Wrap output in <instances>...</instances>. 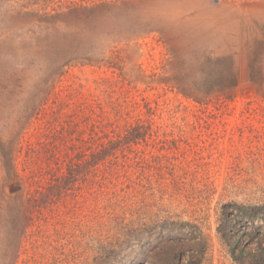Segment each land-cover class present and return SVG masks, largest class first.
<instances>
[{
	"label": "rangeland",
	"instance_id": "1",
	"mask_svg": "<svg viewBox=\"0 0 264 264\" xmlns=\"http://www.w3.org/2000/svg\"><path fill=\"white\" fill-rule=\"evenodd\" d=\"M134 125L145 134L128 143ZM10 139L0 264H154L131 259L159 251L164 220L166 258L171 222L189 221L205 248L193 263L250 264L264 222L232 212L264 205V0H0ZM113 140L116 156L93 158ZM27 178L40 197L63 195L34 223L20 211Z\"/></svg>",
	"mask_w": 264,
	"mask_h": 264
},
{
	"label": "trees",
	"instance_id": "2",
	"mask_svg": "<svg viewBox=\"0 0 264 264\" xmlns=\"http://www.w3.org/2000/svg\"><path fill=\"white\" fill-rule=\"evenodd\" d=\"M42 101V100H41ZM41 101H39V103H41ZM37 103H33L31 105V107H27L23 109V112H25V116H20L18 117V120L16 122L17 125H21V129L24 130L25 126L27 125L28 122H30L31 120V116H28L30 114H34L37 110ZM29 110H31V112H28ZM23 124V125H22ZM142 126L141 125H134L131 126L129 129V133L125 136V140L126 142L130 143L132 141H136L142 137H144L143 135L145 133H142L141 131ZM20 132L21 131H16L13 136L19 137L20 136ZM68 132V130H67ZM116 141L117 140H113L110 142V145L108 146H102L101 150H99L98 152L93 151L94 156L93 158L96 159H107L109 158V156H114V154L116 153V150L119 146H116ZM13 145V141L12 139H10L7 143V145H3L0 142V155L2 157V161H3V165L4 167L7 169L8 165L9 168H11V162H12V149L9 148V146ZM50 150V149H49ZM55 154H52L50 156V158L54 157ZM116 156V154H115ZM60 160V158H59ZM69 160V154L67 153L65 155V161ZM10 163V164H9ZM67 168H68V163H67ZM72 170H69V172H71ZM71 175V174H70ZM27 182L30 185V188L28 190H26L23 194L24 197V203L26 205H28L29 210L28 211H23L20 210L21 213L23 214V218L25 221H30L31 223H34L37 219L36 213H41V211L46 208V207H53L54 204L59 203V201H61L63 199V195L60 194L58 195L56 198H52L49 197V195H45L40 197V195L42 194L41 190L39 189L40 186H38V189H33L31 188V186H33L34 183H36L35 181L27 178ZM70 181L69 178L66 180V182L64 183V186H62V188L66 187L67 185H69ZM236 208L233 210L232 212V223H236V222H240V221H245L247 224H249L250 222H257V221H262L264 222V205H245V204H241V205H237L236 204ZM239 213V214H238ZM241 215V218H240ZM173 223V225L175 227H173L172 229L175 230L173 231V237L172 235H168V243L172 242L177 244L178 248L175 249L173 252H171V254L167 255L166 258V220H164L162 222V224H164V229L161 230V228L155 230L154 232V237L157 238L159 240L158 242V246H160V248L158 249L159 251H157L155 248L154 249H148L146 252H144L142 255L141 254H137L135 257H133L131 260L133 261H139V262H148L151 259H155L156 262L154 264H179L181 260H183V257L185 254H188L190 256L189 258V264H195L193 262H196V257H198L200 255V253L204 252L205 248L204 245H202V234L200 236L198 235H194V231L193 229H196V225L192 224L189 221H186V223L183 222H171ZM181 223V224H180ZM158 226H155L153 229L157 228ZM150 229V231H147L150 233V238H152V232ZM261 226H259L258 232L259 235L258 240L259 242H256V245H258V250L257 251H253V252H249V263L250 264H264V242L260 236V230ZM232 230H237V228H232ZM136 232L141 233V230H135L134 228H132L130 230V238H132L134 236V234ZM257 239V238H256ZM189 242V243H188ZM263 242V243H262ZM188 244V245H193L192 247V251L187 252V250L184 248V246H182L183 244ZM141 250H143V248L145 246H149L148 244H144L141 243L139 244ZM242 255H245L244 251L241 249L238 253V257H241ZM240 259V258H238ZM237 259V260H238ZM133 263V262H131ZM134 264V263H133Z\"/></svg>",
	"mask_w": 264,
	"mask_h": 264
}]
</instances>
